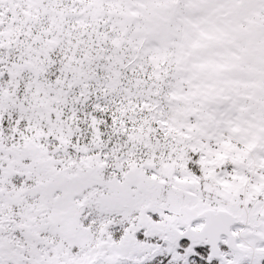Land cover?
Returning <instances> with one entry per match:
<instances>
[{"label":"snow or ice","instance_id":"1","mask_svg":"<svg viewBox=\"0 0 264 264\" xmlns=\"http://www.w3.org/2000/svg\"><path fill=\"white\" fill-rule=\"evenodd\" d=\"M0 264H264V0H0Z\"/></svg>","mask_w":264,"mask_h":264}]
</instances>
